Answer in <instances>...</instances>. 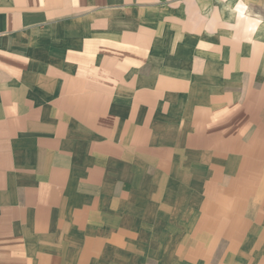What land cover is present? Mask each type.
<instances>
[{"label": "crops", "instance_id": "crops-1", "mask_svg": "<svg viewBox=\"0 0 264 264\" xmlns=\"http://www.w3.org/2000/svg\"><path fill=\"white\" fill-rule=\"evenodd\" d=\"M0 264H264V0H0Z\"/></svg>", "mask_w": 264, "mask_h": 264}]
</instances>
